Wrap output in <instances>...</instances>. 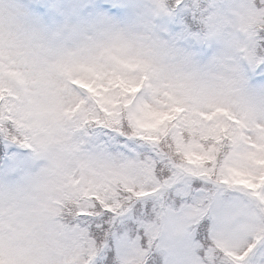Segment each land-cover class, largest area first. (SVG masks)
Instances as JSON below:
<instances>
[{
	"label": "snow or ice",
	"instance_id": "6c2138e0",
	"mask_svg": "<svg viewBox=\"0 0 264 264\" xmlns=\"http://www.w3.org/2000/svg\"><path fill=\"white\" fill-rule=\"evenodd\" d=\"M234 7L165 0L161 17L196 46ZM241 8L260 26L233 61L264 85V0ZM135 68L74 66L46 123L0 65V176L19 177L0 183V264H264V110L192 106Z\"/></svg>",
	"mask_w": 264,
	"mask_h": 264
},
{
	"label": "clouds",
	"instance_id": "9594fccd",
	"mask_svg": "<svg viewBox=\"0 0 264 264\" xmlns=\"http://www.w3.org/2000/svg\"><path fill=\"white\" fill-rule=\"evenodd\" d=\"M135 4L136 0H129ZM128 19L99 14L84 23H65L49 29L34 14L29 0H0V65L16 73L13 87L22 98V109L43 122H55L61 94L74 67L118 62L135 65L136 74L147 75L160 87L182 97L192 106L227 97L234 110H264V85L243 82L233 56L249 29L260 26L242 8L243 0H230L231 15L215 30L206 31V56L159 35L154 18L160 17L165 0H142ZM19 177L0 176L13 186ZM26 259H39L41 248Z\"/></svg>",
	"mask_w": 264,
	"mask_h": 264
},
{
	"label": "rangeland",
	"instance_id": "374dc122",
	"mask_svg": "<svg viewBox=\"0 0 264 264\" xmlns=\"http://www.w3.org/2000/svg\"><path fill=\"white\" fill-rule=\"evenodd\" d=\"M43 4L45 11H38L35 5ZM29 6L43 24L49 29H56L65 23H84L99 14L130 18L133 9L143 7L142 0H136L135 4L129 0H29ZM154 24L162 38L174 41L177 45L191 50L198 56H206L210 49L203 42L196 46L182 39H174L175 33L168 25L166 18H154ZM203 49L204 51H201Z\"/></svg>",
	"mask_w": 264,
	"mask_h": 264
}]
</instances>
